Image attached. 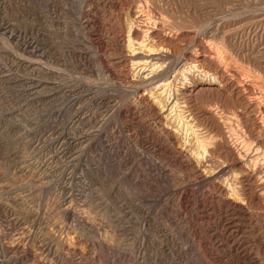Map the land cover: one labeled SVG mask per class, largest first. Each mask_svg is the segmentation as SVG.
Listing matches in <instances>:
<instances>
[{
	"label": "bare ground",
	"instance_id": "obj_1",
	"mask_svg": "<svg viewBox=\"0 0 264 264\" xmlns=\"http://www.w3.org/2000/svg\"><path fill=\"white\" fill-rule=\"evenodd\" d=\"M42 1L0 0V44L5 41L12 47L11 42H15L23 55L31 57L26 66L12 57L13 66L25 73L14 78L13 84L23 83L35 95L47 88L51 99L62 94L60 99L73 105H94L90 115L99 119L95 124L85 116L84 107L74 111L71 129L84 135L74 138L68 148L90 147L93 143L88 136L113 130L125 131L133 140H139V133H143L142 143L152 145L155 152L167 156L170 165H178L186 174L187 182L174 189L185 209L190 206L191 185L212 187L198 201L201 234L206 220L216 224L211 237L219 242L225 238L223 233L216 234L221 228L234 237L240 235L242 225L255 229L259 224L264 229L263 77L233 67V56L224 44L207 39L206 29L210 27H202L192 18L174 17L172 8L161 0H44L49 15L42 11ZM10 9L23 20L8 21L5 15ZM73 13L77 17L73 15L71 22ZM226 25L224 22L221 28ZM54 28L64 34L63 43L58 41L63 44L61 53V46L52 38L57 33L50 34ZM241 29L246 30V25ZM247 56L264 72L263 52H249ZM67 68L75 69L78 77L70 79ZM84 120L87 128L81 126ZM167 168L151 163L153 173L165 182ZM23 238L16 234L12 247ZM200 239V244H209ZM251 239L244 238L238 244L235 256L246 264H259L260 256L264 257V238ZM50 247L46 243L42 252H50ZM1 250L0 264L20 260L12 258L15 262H11Z\"/></svg>",
	"mask_w": 264,
	"mask_h": 264
},
{
	"label": "rangeland",
	"instance_id": "obj_2",
	"mask_svg": "<svg viewBox=\"0 0 264 264\" xmlns=\"http://www.w3.org/2000/svg\"><path fill=\"white\" fill-rule=\"evenodd\" d=\"M161 1L172 8L174 17L192 18L200 26L210 27L207 39L224 44L233 56V67L264 80L263 69L247 56L249 52L264 53V0ZM40 4L49 15L46 1ZM9 11L5 15L8 21L23 20L18 18L21 14ZM0 13L1 21L2 9ZM73 15L77 17L71 14V22ZM223 21L227 25L221 28ZM45 24L51 26L49 21ZM245 25L246 30H242ZM54 30L50 34L57 33L52 38L61 46V53L64 34ZM11 43L12 47L5 41L0 44V250L11 262L18 258L14 264H222V258L224 264H246L235 256V249L244 238H264L262 226L257 224L253 229L242 225L237 237L221 228L216 234L223 233L225 238L219 242L211 237L216 224L206 220L201 234L198 201L212 187L202 183L189 186L190 206L185 209L174 189L187 182L186 174L178 165H170L167 156L155 152L152 145L142 143L143 133H139V140H133L129 133L113 130L88 136L93 143L90 147L68 148L74 138L84 135L72 131L73 116L84 107L85 116L95 124L99 119L90 115L94 105H73L60 99L62 94L51 99L47 88L35 95L27 85L13 84L24 70L13 66L12 57L24 66L30 64L31 57ZM51 61L47 59L48 64ZM67 69L70 79L78 77L75 69ZM85 124L87 120L81 126ZM119 133L125 135L123 139ZM151 163L164 170L170 165L167 182L156 177ZM18 233L24 238L13 248L11 240ZM201 237L209 244H200ZM46 243L51 247L45 255L42 246ZM260 258L259 264H264V257Z\"/></svg>",
	"mask_w": 264,
	"mask_h": 264
}]
</instances>
